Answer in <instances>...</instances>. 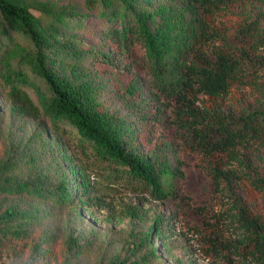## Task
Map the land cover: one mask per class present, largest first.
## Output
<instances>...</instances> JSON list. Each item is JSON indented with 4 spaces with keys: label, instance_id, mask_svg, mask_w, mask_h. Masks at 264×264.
<instances>
[{
    "label": "trees",
    "instance_id": "1",
    "mask_svg": "<svg viewBox=\"0 0 264 264\" xmlns=\"http://www.w3.org/2000/svg\"><path fill=\"white\" fill-rule=\"evenodd\" d=\"M247 0H0V35L25 36L29 44L11 39L0 48V78L11 111L17 115L44 116L50 138L60 140L61 126H70L87 144L103 178L148 191L159 201L177 197L179 169L171 160L172 144L167 111L174 110L182 138L209 162L208 174L216 188L231 198L236 222L245 234L238 251L255 264H264V208L253 203L264 198V167L253 168L242 149L256 142L264 145V108L223 112L219 101L244 84L247 75L234 46L264 47V17L248 21L238 9ZM264 2V0H258ZM98 17L107 26L98 47L61 37V28L75 22L79 28ZM218 44L220 47L212 45ZM43 80L46 89L31 77ZM59 68V69H57ZM34 91L37 103L30 94ZM111 92L127 108L113 111L105 97ZM203 98H206L204 100ZM202 103V107L197 106ZM163 128L165 141H155ZM143 147L146 150L143 151ZM58 183L45 189L41 182L16 181L15 158L0 163V194L52 199L54 204H74L89 212L95 184L91 163L63 147ZM238 162L241 174L227 169ZM247 184L238 190L237 184ZM35 218L18 206L0 205V240L22 238L26 221ZM157 217L150 229L137 234L131 256L145 249L143 257L112 258L105 264H144L160 259L153 233L164 238ZM74 253H79L75 242Z\"/></svg>",
    "mask_w": 264,
    "mask_h": 264
},
{
    "label": "rangeland",
    "instance_id": "2",
    "mask_svg": "<svg viewBox=\"0 0 264 264\" xmlns=\"http://www.w3.org/2000/svg\"><path fill=\"white\" fill-rule=\"evenodd\" d=\"M63 3L81 4V0H60ZM249 16L248 21L264 17V2L247 0L238 6ZM107 23L93 17L81 27L61 28V37H72L82 41L85 47H98L102 31ZM0 35V48L4 49L14 41L29 44L25 36ZM252 43V42H251ZM236 45L231 52L240 57L246 82L227 93L219 101L225 112L256 111L264 108V47L253 44ZM220 47V45H212ZM59 69V68H57ZM30 77L46 89L43 80L26 68ZM9 89L0 78V163L15 158L18 166L16 181L41 182L45 189L54 187L59 178L57 170L62 169V158L55 146L63 147L77 156L80 163L89 164V174L95 184V198L89 212L74 204L61 207L52 199L33 196L0 194L3 208L18 206L21 212L33 214L35 218L26 221L22 238L0 240V264H105L114 257L131 260L143 257L145 249L131 256L135 235L152 227L157 217L162 219L159 228L164 238L153 233L152 242L157 247L160 259H150L144 264H255L239 255L245 234L236 222L231 198L219 191L208 174V159L185 143L183 129L176 123L174 110L167 111V125L172 129L171 160L179 169L177 197L159 201L143 189L134 188L124 182L103 178L102 172L93 160V152L80 141L78 133L70 126H61L60 140L49 138L44 131L50 122L44 116H21L11 111V102L6 93ZM37 103V95L30 91ZM113 111L127 114V108L109 92L105 97ZM206 100V98H203ZM202 107L201 102H197ZM164 129L156 128L155 141H165ZM143 151L146 150L143 147ZM253 168L264 167V145L252 143L241 153ZM227 169L241 174L238 162ZM238 190L247 188L242 182ZM253 203L264 208V198L257 196ZM78 242L79 253H74Z\"/></svg>",
    "mask_w": 264,
    "mask_h": 264
}]
</instances>
